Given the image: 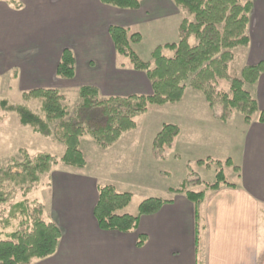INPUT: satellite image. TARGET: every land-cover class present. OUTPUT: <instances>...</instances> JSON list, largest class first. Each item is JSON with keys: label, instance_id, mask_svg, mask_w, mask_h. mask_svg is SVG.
<instances>
[{"label": "crops", "instance_id": "0c3cea01", "mask_svg": "<svg viewBox=\"0 0 264 264\" xmlns=\"http://www.w3.org/2000/svg\"><path fill=\"white\" fill-rule=\"evenodd\" d=\"M16 1L20 8L0 0V68L16 71L15 81L24 90L92 86L102 99L153 93L147 74L134 70L117 53L110 27L139 33L143 40L140 28L160 21L156 29L163 37L174 16L182 15L173 0H139L138 10L107 6L100 0ZM184 19L173 27L178 35ZM248 35L245 66H253L264 61V0H253ZM65 49L76 58L72 80L57 76ZM250 88L264 111V74ZM202 97L201 92L187 89L184 99L173 105L176 117L165 124L178 125L181 132L174 141L178 144L161 154H156L154 142L117 144L125 137L138 139L148 130L137 122L111 147L100 148L92 142L86 144L88 149L82 147L85 168L57 166L47 174L51 185L48 221L57 224L62 237L55 255L33 264H264V124L256 115L251 124L226 129L220 115L222 124L213 129L217 144L206 143L201 133L210 106ZM232 139L239 143L234 154ZM173 147L194 152L183 164L187 171L193 163L222 165L230 159L229 166L238 168L237 183L207 190L195 174L172 180L170 169L160 164L166 165L172 157L174 162L181 159L174 153L168 157ZM187 180L195 182L188 191L205 190L199 204L173 192ZM99 186H113L119 193L146 190L170 202L157 214L142 216L136 231L107 232L99 228L94 215ZM141 235L146 242L138 247Z\"/></svg>", "mask_w": 264, "mask_h": 264}, {"label": "trees", "instance_id": "16d2710c", "mask_svg": "<svg viewBox=\"0 0 264 264\" xmlns=\"http://www.w3.org/2000/svg\"><path fill=\"white\" fill-rule=\"evenodd\" d=\"M107 6L123 10H138L139 0H100ZM174 3L194 16L191 21L184 19L179 27V41L156 47L152 52L153 62L142 60L132 49V45L142 42L139 33L119 27H110V36L119 55L130 60L136 71L145 72L152 83L151 95L110 97L102 99L100 91L92 86L79 89L80 103L76 115L69 118L64 96L58 89H34L24 93V100L39 99L42 103V116L33 113L25 105L1 103L6 112L16 113L23 127H30L34 133L49 138L53 135L50 124L60 121L56 138L65 145L61 160L47 154L34 158L21 149L24 160L11 159L7 167L0 163V207L15 197L18 189L26 197L40 183L41 176L51 173L60 163L74 168H84L86 159L81 150V140L89 135L103 148L115 144L127 132L136 128V119L147 113L151 106L174 105L180 103L188 87L201 91L211 108L218 107L221 118L227 121L236 111L243 115L244 123L257 120L264 124V111L259 109L255 98L245 86L255 85L264 74V61L242 70L241 78H230L229 65L234 60L233 51L249 45V14L253 0H173ZM12 7L20 8L16 0H8ZM196 44L192 45L191 40ZM174 52L173 57L164 55V50ZM57 76L72 80L76 76V58L70 49L63 51L57 67ZM229 80L232 96L217 92L216 84ZM67 119V120H66ZM181 129L175 124H164L154 141L156 154L171 146L180 135ZM221 164V162H218ZM232 165L228 159L226 162ZM238 170V168H235ZM189 183V182H187ZM206 189L217 190L229 184L223 172L216 176V182L205 184ZM184 193L187 198L199 204L206 192L188 191L187 184L173 190ZM99 198L94 209L99 228L107 232L130 233L136 231L142 216L157 214L170 201L149 198L139 206L137 215L120 214L129 206L133 194L119 193L113 186H99ZM26 209V204H17ZM15 206V207H16ZM26 217V213L24 212ZM29 219L6 239L0 238V264H32L53 256L58 249L62 233L57 224L46 222L41 207H34ZM145 236H140L137 246L142 247Z\"/></svg>", "mask_w": 264, "mask_h": 264}, {"label": "rangeland", "instance_id": "374dc122", "mask_svg": "<svg viewBox=\"0 0 264 264\" xmlns=\"http://www.w3.org/2000/svg\"><path fill=\"white\" fill-rule=\"evenodd\" d=\"M182 12L181 16L175 15V21L168 23V34L162 36H158L157 25L161 24L160 21L148 23V26H144L140 28V32L143 34L144 38L140 44L132 45V49L135 53L146 62H153L152 52L153 50L160 45H164L166 43H177L179 41V35L177 30H173L175 24L180 18L183 19L188 18L189 20H193L194 16L190 14L187 10L179 9ZM163 24V23H162ZM175 29V28H174ZM248 34V32H247ZM249 37V35H248ZM250 40V37H249ZM251 40L249 41L250 45ZM191 44L195 45V39L191 40ZM249 45L240 46L236 48L234 53V60L229 65V76L230 78H241L242 70L246 67V60L248 53L250 52ZM164 55L167 57H173L174 52L170 50H164ZM124 60L130 65V60L126 57H123ZM15 73L14 70H4L0 68V163L3 167H7L10 163L11 159H18L19 161L24 160V155H20V150L24 149L31 158L36 157L39 154H47L52 157L57 158L59 161L63 157L65 153V145L60 143L56 138L57 128L60 124V121H56L55 123H51L50 127L53 135L49 138L43 137L33 132L30 127H23L20 124L19 117L16 113L6 112L2 109L1 103L3 101H7L10 105H25L29 108L33 113L42 116V103L39 99H29L24 100L23 94L32 91L33 89L24 90L23 86L20 84V81H15ZM231 84L229 80H223L216 84L217 92H226L230 96H232ZM251 86L246 85L245 89L251 93L249 90ZM187 89L193 90L190 87ZM61 91V94L64 96V105L67 106L69 112V118H73L76 115L78 105L80 103L79 97V88L76 85H72L71 87L64 88L61 87L58 89ZM187 91V90H186ZM195 91V90H193ZM201 92V91H197ZM202 93V100H206L205 95ZM186 94V93H185ZM252 95V94H251ZM185 97V96H184ZM175 105V104H174ZM165 106V105H164ZM162 106H151L149 107L147 113L140 115L136 119L140 127H146L148 130L146 132H142L140 137L136 139H123L117 144H153L151 137L157 136V133L162 129L163 124L169 123L173 118L176 117V107L173 105H166L163 109ZM175 110V111H174ZM207 114V126H205L202 130L201 135L205 137L206 143L209 144H217L216 135L214 134V126L220 125L222 123H218V118H220L221 111L220 108H208ZM218 117V118H217ZM67 120V119H66ZM220 122V121H219ZM225 124L226 129L234 130L236 128L244 126L243 115L239 112H234L230 119L226 121ZM139 134V133H138ZM156 138V137H155ZM96 144L98 145L89 135H86L81 140V150L88 149L86 144ZM176 142V141H175ZM173 144H178L174 143ZM231 144H234L230 149L234 154L238 148V142L231 140ZM113 146V145H111ZM109 146V147H111ZM214 146V145H213ZM204 151V150H203ZM83 152V151H82ZM172 153L179 155L181 159H177V162L173 161ZM84 154V153H83ZM88 155V154H87ZM194 155V152L191 150H178L175 147L168 153V157L171 158L167 161V164L164 165L161 163L160 165L169 168L171 171L172 180L175 178H181L185 175L195 174L197 177H200L204 184H213L216 182V176L219 172H223L227 181L229 183H237V176L235 175L234 167H230L226 163L223 162L222 165H218L216 162L206 163L204 166H198L196 164H192L189 171L186 170L183 164L189 161ZM223 155V154H221ZM85 156V155H84ZM86 159V157H85ZM57 166L65 167L66 165L60 163L53 167V169ZM87 166V160H86ZM85 166V167H86ZM69 167V166H67ZM84 167V168H85ZM74 168V167H70ZM52 169V170H53ZM83 169V168H76ZM52 172V171H51ZM50 174V173H49ZM47 174L41 176L40 183L33 189V191L28 194L26 197L24 196L22 190L18 189L14 198H12L7 204L0 207V238L6 239L10 236L15 230H17L21 222L25 219L29 218V214L32 212V209L36 207H41L43 212V217L46 222L48 221L49 216V207L48 201L51 196V185L49 183V179H47ZM189 182V183H187ZM184 184H187V187L191 183H195L194 181L187 180ZM183 184V185H184ZM182 185V186H183ZM206 189V185H202ZM115 188V187H114ZM208 190V189H207ZM117 191V190H116ZM133 199L128 207L121 210L120 214H130L137 215L139 212V206L147 197H157L151 196V192H139L133 190ZM197 191H203L201 188ZM118 192V191H117ZM130 193V192H129ZM26 204V209L18 208L17 204ZM16 206V207H15ZM24 212L26 213V217L24 216ZM262 220V217H261ZM59 247V246H58ZM58 250V249H57ZM56 254V253H55ZM54 254V255H55ZM40 260H35L33 263ZM264 261V260H263ZM32 263V264H33ZM264 263V262H263Z\"/></svg>", "mask_w": 264, "mask_h": 264}]
</instances>
